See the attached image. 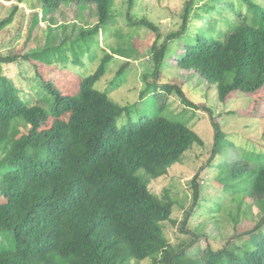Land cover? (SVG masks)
<instances>
[{
	"label": "trees",
	"instance_id": "1",
	"mask_svg": "<svg viewBox=\"0 0 264 264\" xmlns=\"http://www.w3.org/2000/svg\"><path fill=\"white\" fill-rule=\"evenodd\" d=\"M210 1H186L181 30L162 43L154 24L146 19L135 23L155 34L150 49L154 69L143 76L145 87L132 105L120 106L95 87L115 56L129 59L113 50L104 52L96 69L84 75L72 93L56 86L38 66L27 94L0 71V264H264L261 159L252 167L250 156L234 173L239 177L247 172L246 178H230L231 204L221 214L232 233L204 250L199 236L188 230L191 212L179 231L192 239L169 243L163 224L171 221L174 204L148 188L201 143L186 125L161 115L167 105L163 96L190 105L181 87L159 84L171 42L182 40L173 58L176 67L208 81L221 102L234 91L253 95L264 88V7L243 0L250 17L242 18L240 2ZM61 3L93 5L96 24L64 25L58 45L47 43L23 56L53 68L69 62L84 66V58L94 62L98 36L113 15L114 0H40L42 14ZM17 10L16 5L0 21V31L13 22ZM192 18L201 23L188 28ZM33 20L35 27L38 14ZM19 59L9 56L0 63L21 64ZM117 87L114 80L110 89ZM134 113L139 115L136 120L117 127L122 116ZM211 123L214 140L220 139L219 125ZM140 169L144 182L136 175ZM198 178L195 174L190 180L194 206L200 201ZM243 220L250 225L242 226Z\"/></svg>",
	"mask_w": 264,
	"mask_h": 264
},
{
	"label": "rangeland",
	"instance_id": "2",
	"mask_svg": "<svg viewBox=\"0 0 264 264\" xmlns=\"http://www.w3.org/2000/svg\"><path fill=\"white\" fill-rule=\"evenodd\" d=\"M132 1L131 6V0H114L113 15L106 29L100 31L98 47L94 45L98 54L94 62L84 58V66L69 62L67 67L58 64V68H53L30 57L25 58L24 54L47 43L58 45L62 39L61 27L64 25L91 27L96 24L94 6L80 7L76 3H61L44 16L40 0H25L23 4L0 0V21L10 15L14 6H18L13 22L0 31V58L17 56L21 60V64L0 63V71L27 94L29 80L34 75V66H38L40 72L45 77H50V81L56 86L64 92L72 93L76 91L79 80L96 69L104 52L113 50L129 59L115 56L106 74L95 87L100 91H107L109 99L120 106L138 102L139 94L145 87L143 76L149 75L154 69L150 49L155 34L145 27L136 26L135 23L146 19L154 24L160 31L162 43L168 34L181 30L185 3L188 0ZM237 1L241 3L243 18L249 14L246 11L247 6L243 0H233L234 3ZM251 1L264 7V0ZM218 6L222 4L219 3ZM35 14H38V25L33 27ZM200 23L198 19L192 18L188 28L199 26ZM31 27L33 29L29 35ZM181 42V38L177 37L170 43L160 71L159 84H175L181 87L190 105H184L176 96H168L169 100L163 96L161 101L167 105L161 115L186 125L198 135L201 143L194 144L186 151L166 176L150 181L148 188L152 193L166 198V201L171 200L174 204L171 221L163 224L169 243L175 246L192 239L179 231L185 214L191 212L188 230L199 236V246L204 250L208 245L214 247V244L223 243L232 233L231 225L226 223V218L221 214L230 208V178H246L247 172L241 173L239 177H234V173L250 156L253 157L250 159L252 167L258 165V159L264 164V88L253 95L234 91L225 101H219L215 87L208 81L192 71L176 67L173 58L179 51ZM119 70L121 71L117 78ZM114 80L118 81L119 87L111 90ZM138 117L137 113L130 117L124 115L117 121V127H122L128 120H136ZM211 120L220 127L223 134L220 139L214 140ZM51 121L47 125L50 126ZM195 174L199 175L201 193L197 206L193 205V187L190 182ZM136 175L142 182L145 181L146 175L142 169ZM253 211L255 215L257 210L254 208ZM249 223L250 220H243L241 225L249 226ZM139 264H151V260Z\"/></svg>",
	"mask_w": 264,
	"mask_h": 264
}]
</instances>
